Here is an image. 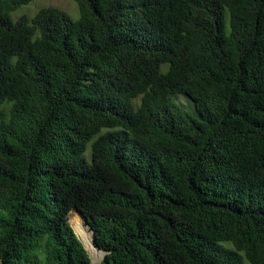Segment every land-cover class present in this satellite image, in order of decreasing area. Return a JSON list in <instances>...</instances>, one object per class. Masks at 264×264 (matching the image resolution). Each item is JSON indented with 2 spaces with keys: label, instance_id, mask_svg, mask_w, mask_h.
I'll list each match as a JSON object with an SVG mask.
<instances>
[{
  "label": "trees",
  "instance_id": "trees-1",
  "mask_svg": "<svg viewBox=\"0 0 264 264\" xmlns=\"http://www.w3.org/2000/svg\"><path fill=\"white\" fill-rule=\"evenodd\" d=\"M31 1L0 0V264H264V0Z\"/></svg>",
  "mask_w": 264,
  "mask_h": 264
},
{
  "label": "rangeland",
  "instance_id": "rangeland-1",
  "mask_svg": "<svg viewBox=\"0 0 264 264\" xmlns=\"http://www.w3.org/2000/svg\"><path fill=\"white\" fill-rule=\"evenodd\" d=\"M49 7L59 8L65 11L73 20H78L80 18V10L75 0H32L29 4L21 6L18 10H16L13 13L12 16L14 20H18L20 17L24 15L32 18L42 8H49ZM178 102L183 107H190V102L184 96H181L178 99ZM78 216H79V212L77 211L71 212V216H70L71 225L75 223ZM79 219L80 220L78 221L79 223L78 229L84 232L88 231L89 227L86 221L81 217H79Z\"/></svg>",
  "mask_w": 264,
  "mask_h": 264
},
{
  "label": "water",
  "instance_id": "water-1",
  "mask_svg": "<svg viewBox=\"0 0 264 264\" xmlns=\"http://www.w3.org/2000/svg\"><path fill=\"white\" fill-rule=\"evenodd\" d=\"M80 213V212H79ZM82 216H83V214L82 213H80ZM84 217V216H83ZM84 219H85V217H84ZM85 221H86V223L88 224V222H87V220L85 219ZM89 225V224H88ZM89 227H90V225H89ZM91 228V227H90ZM91 230H92V232H93V235H94V241H95V244L97 245V243H96V237H95V234H94V231H93V229L91 228ZM78 236V235H77ZM79 238V237H78ZM80 239V238H79ZM97 247H98V245H97ZM98 249L103 253V257H102V259L99 261V262H93L92 261V264H99V263H101V262H103L104 261V259H105V257H106V255H107V252H105V251H103V250H101L99 247H98ZM89 253V252H88Z\"/></svg>",
  "mask_w": 264,
  "mask_h": 264
}]
</instances>
